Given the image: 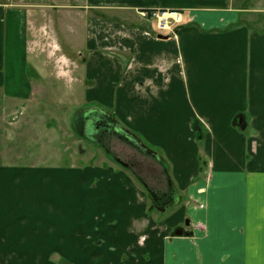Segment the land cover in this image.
<instances>
[{
  "label": "crops",
  "instance_id": "crops-1",
  "mask_svg": "<svg viewBox=\"0 0 264 264\" xmlns=\"http://www.w3.org/2000/svg\"><path fill=\"white\" fill-rule=\"evenodd\" d=\"M42 3L78 12V35L70 44L78 46L87 85L88 127L104 116L140 134L162 150L157 153L169 161L170 176L186 195L185 205L158 217L142 187L114 162L86 173L72 168L79 171L77 180L89 186L71 195H79L82 205L80 212L72 211L77 228L57 238L51 225L53 233L45 238L50 245L68 247L60 259L264 264V28L252 23L257 14L264 18V7L250 0ZM21 5L0 3V90L24 100L33 84L28 19L37 4L25 0ZM145 9L181 12L184 23L175 35H157L138 14ZM28 174L18 182L27 184ZM92 180L96 184L90 189ZM4 187L0 184V190ZM25 229L0 226V264L17 260L24 245L37 243V227L35 233ZM180 230L183 234L177 235ZM12 236L21 240L11 242ZM5 245H14L13 250L6 252ZM29 253L37 255L35 249Z\"/></svg>",
  "mask_w": 264,
  "mask_h": 264
},
{
  "label": "rangeland",
  "instance_id": "rangeland-1",
  "mask_svg": "<svg viewBox=\"0 0 264 264\" xmlns=\"http://www.w3.org/2000/svg\"><path fill=\"white\" fill-rule=\"evenodd\" d=\"M23 1L0 0V3L22 8ZM31 1L37 4L30 7L32 15L28 19L30 30L26 41L30 57L28 72L33 83L31 93L28 99L23 100L10 98L0 90V184L5 186L0 190V226L14 228L13 232L15 229L21 232L26 228L24 232L27 233L29 230L35 233L37 227L41 235L35 245H24L17 260L6 264H79L73 260L60 259L59 256H63L68 247L59 243L50 245L45 238L53 233L51 225L56 228L54 233L57 238L60 232L77 228L78 220L72 211L80 212L82 205L79 195H71L89 184L78 181L76 176L79 171L72 172V168L86 173L95 168L105 169L102 166L113 163L104 161L108 156L96 141L107 145L121 158L130 159L129 163L142 164L136 169L139 175L157 185L161 192H166L168 185L155 162L126 147L116 138L117 135H112V130L107 134L100 133L98 138L94 126L88 127L89 112H85L88 105L84 104V88L87 85H83L82 63L76 56L78 46L70 44V40L78 35L74 30L78 27V21L75 20L78 17L77 10L67 11L43 5L42 2L46 0ZM250 3L256 8L260 4L264 7V0H250ZM68 14L72 16L70 21L67 20ZM117 16L122 18L121 15ZM253 20V24L264 28V18L257 14ZM98 113L102 116L105 112L99 109ZM137 138L144 142L147 149L162 151L146 142L140 134ZM165 161L169 164V161ZM24 173H29L27 184L18 182ZM37 177L43 181L37 182ZM49 177L50 180H47ZM90 183V189H93L96 183L93 180ZM174 187L177 193L165 209H153L148 201L155 216L162 217L161 211L167 209L173 213L185 205L186 195L179 190L175 181ZM85 213L86 220L90 221L93 215L88 210ZM9 240L13 242L21 239L12 236ZM30 243L32 241L29 240L27 244ZM13 247L5 245L4 249L9 252ZM32 249L36 250V256L28 254ZM52 251L57 255L52 254Z\"/></svg>",
  "mask_w": 264,
  "mask_h": 264
},
{
  "label": "trees",
  "instance_id": "trees-1",
  "mask_svg": "<svg viewBox=\"0 0 264 264\" xmlns=\"http://www.w3.org/2000/svg\"><path fill=\"white\" fill-rule=\"evenodd\" d=\"M197 127L198 124L194 123V128ZM111 130L112 135H117L116 138H118L119 141L123 142L126 147L136 151L137 153L143 154L145 158H147L148 160H152L160 167L168 185V190L166 192H161L162 190L157 185L155 186L154 184H151L147 179L139 175L136 169L138 168V166L141 167V163V165L129 163L128 161H131L130 159H122L118 154L112 152L107 145H103L99 143V141L96 142L100 144V147L103 149V151L116 165L128 171L134 177L138 184L143 188L144 192L146 193L147 199L153 208L165 209L166 207H168L171 204L170 202L174 199L177 190L175 189L174 181L170 176V168L167 162L164 161L157 152L147 149L144 142L140 138H137V134L124 129L122 130V128L117 125L115 119L106 118L103 116V119L100 118L97 120V122H95L94 131L97 133L98 138L100 137V133L103 132L107 134ZM142 169L144 168L142 167Z\"/></svg>",
  "mask_w": 264,
  "mask_h": 264
},
{
  "label": "built area",
  "instance_id": "built-area-1",
  "mask_svg": "<svg viewBox=\"0 0 264 264\" xmlns=\"http://www.w3.org/2000/svg\"><path fill=\"white\" fill-rule=\"evenodd\" d=\"M139 15L147 22L156 25L160 33L176 34V28L184 21L181 13L166 10H140Z\"/></svg>",
  "mask_w": 264,
  "mask_h": 264
},
{
  "label": "water",
  "instance_id": "water-1",
  "mask_svg": "<svg viewBox=\"0 0 264 264\" xmlns=\"http://www.w3.org/2000/svg\"><path fill=\"white\" fill-rule=\"evenodd\" d=\"M176 234L177 235H182L183 234V231H181V230L180 231H177Z\"/></svg>",
  "mask_w": 264,
  "mask_h": 264
},
{
  "label": "flooded vegetation",
  "instance_id": "flooded-vegetation-1",
  "mask_svg": "<svg viewBox=\"0 0 264 264\" xmlns=\"http://www.w3.org/2000/svg\"><path fill=\"white\" fill-rule=\"evenodd\" d=\"M102 117H103V116H102ZM102 117H98V118H96V120H98V119H100V118L103 119ZM94 122H95V121H94ZM93 130H94V129H93ZM152 208H153V207H152Z\"/></svg>",
  "mask_w": 264,
  "mask_h": 264
}]
</instances>
